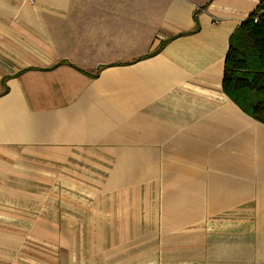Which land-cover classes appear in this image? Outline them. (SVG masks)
<instances>
[{
  "label": "crops",
  "instance_id": "crops-1",
  "mask_svg": "<svg viewBox=\"0 0 264 264\" xmlns=\"http://www.w3.org/2000/svg\"><path fill=\"white\" fill-rule=\"evenodd\" d=\"M262 1L0 0V224L30 199L100 264H264V124L223 90Z\"/></svg>",
  "mask_w": 264,
  "mask_h": 264
},
{
  "label": "rangeland",
  "instance_id": "rangeland-1",
  "mask_svg": "<svg viewBox=\"0 0 264 264\" xmlns=\"http://www.w3.org/2000/svg\"><path fill=\"white\" fill-rule=\"evenodd\" d=\"M21 204L24 203L15 204L17 207L13 205L12 210L6 212L4 220L10 223L0 224V264H100L99 245L101 242L69 240L68 231L60 233V240H53L51 225L29 223V220L33 219L34 201L28 200V215H24L25 211L19 210ZM9 212L12 217L7 215H10ZM24 218H27L28 222L19 223V221L23 222ZM0 220H3V217ZM34 228L38 230L34 231ZM35 232L39 234L37 238H32L35 237ZM124 261L125 264L131 260L124 259Z\"/></svg>",
  "mask_w": 264,
  "mask_h": 264
},
{
  "label": "trees",
  "instance_id": "trees-1",
  "mask_svg": "<svg viewBox=\"0 0 264 264\" xmlns=\"http://www.w3.org/2000/svg\"><path fill=\"white\" fill-rule=\"evenodd\" d=\"M223 90L243 112L264 124V0L230 37Z\"/></svg>",
  "mask_w": 264,
  "mask_h": 264
},
{
  "label": "built area",
  "instance_id": "built-area-1",
  "mask_svg": "<svg viewBox=\"0 0 264 264\" xmlns=\"http://www.w3.org/2000/svg\"><path fill=\"white\" fill-rule=\"evenodd\" d=\"M31 2H33V0H30ZM256 22H258V19H256Z\"/></svg>",
  "mask_w": 264,
  "mask_h": 264
}]
</instances>
